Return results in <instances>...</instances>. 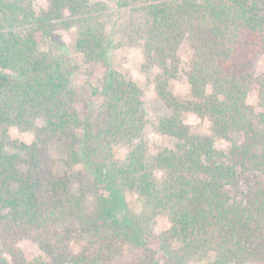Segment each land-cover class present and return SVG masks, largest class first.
<instances>
[{
    "label": "trees",
    "instance_id": "1",
    "mask_svg": "<svg viewBox=\"0 0 264 264\" xmlns=\"http://www.w3.org/2000/svg\"><path fill=\"white\" fill-rule=\"evenodd\" d=\"M48 2L37 11L30 0H0V264H150L158 248L170 264H264V74L255 69L264 59V0H145L134 35L143 41L144 68L160 69L155 88L169 110L153 123L166 139L154 153L143 137L141 89L110 67L98 9L90 0ZM66 12L76 51L104 66L90 120L74 105L73 67L50 45ZM184 41L191 56L181 65ZM181 73L187 97L169 90ZM187 112L207 131L191 130ZM37 120L93 170L96 205L66 176L42 168L37 142L8 139L12 126ZM116 145L127 147L124 157ZM238 180L245 189L234 193ZM126 191L136 194L138 212ZM159 215L170 226L155 234ZM22 239L40 252L28 259ZM126 248L134 257L123 263Z\"/></svg>",
    "mask_w": 264,
    "mask_h": 264
},
{
    "label": "rangeland",
    "instance_id": "2",
    "mask_svg": "<svg viewBox=\"0 0 264 264\" xmlns=\"http://www.w3.org/2000/svg\"><path fill=\"white\" fill-rule=\"evenodd\" d=\"M92 5L98 9L97 16L103 22L105 44H108V62L112 69L117 70L125 77L134 81L141 89L144 108L146 111L147 125L143 133L149 150L154 153L165 145V137L155 132L153 123L160 116L167 115L169 110L165 107L159 96L157 95L155 83L157 75L160 74V69L154 67L150 70L144 68L145 58L142 46V39L134 35V28L142 24L143 9L145 0H124L122 6L117 3V0H90ZM33 7L36 0H30ZM46 7H39L38 10H46L49 8V2L46 0ZM34 8V7H33ZM74 21L71 20L68 13H65L63 19H57L55 25L56 40L53 45L54 51L62 53L68 65L73 67L70 76V85L74 90V105L78 111L81 120H90L95 116L96 110L100 104L99 97L92 94V87L104 73V66L101 63L87 62L83 54L76 51L74 44L77 37V28L74 26ZM62 42L64 45H62ZM54 43V42H53ZM62 46L60 48L59 46ZM178 55L181 60V65L187 63L191 56L190 48L187 42H183L178 50ZM257 74H264V59L260 58L255 66ZM158 72V73H157ZM169 90L176 96L187 97L189 94V86L185 76L181 75L177 79H172L169 82ZM250 101L257 106L259 99L255 94L250 95ZM259 109V107L257 106ZM184 120L190 125L194 132L204 133L207 131L208 124L201 120L196 114L187 112L184 115ZM38 121V120H37ZM37 121L28 129L24 126L16 124L12 128H16L19 132L29 134L32 139L29 141L27 137L20 138L10 134L9 140H22L27 143L37 142L38 146L43 149L44 157L42 159V168L48 167L54 173L66 176L73 190H81L86 195L87 204L90 207L96 205L98 189L100 185L93 173V170L84 164L82 161L73 160L72 152L64 138L57 136L48 138L42 130L43 121L40 126H37ZM48 138V139H47ZM42 139L47 141L44 144L40 143ZM40 143V144H39ZM167 145V144H166ZM220 146L226 147L224 141L220 142ZM118 156L124 157L127 152V147L116 145L114 148ZM251 178V177H250ZM245 189V181L238 180L231 188L232 192L240 193ZM43 199V197H42ZM125 201L131 210L138 212L140 203L135 193L125 192ZM170 226L165 216L159 215L150 225L153 233L158 234L166 230ZM152 245L156 246L155 240H152ZM19 246L23 254L30 259L37 255L40 251L37 245L29 240L22 239ZM77 244L75 250L77 251ZM134 252L130 248L125 249L123 263H128L133 260ZM163 255L162 249L158 248L157 253L153 256V260L146 258V263L150 264H170L169 257ZM171 262V260H170ZM174 264V263H171ZM188 264H201L200 262H189ZM258 264V263H247Z\"/></svg>",
    "mask_w": 264,
    "mask_h": 264
},
{
    "label": "clouds",
    "instance_id": "3",
    "mask_svg": "<svg viewBox=\"0 0 264 264\" xmlns=\"http://www.w3.org/2000/svg\"><path fill=\"white\" fill-rule=\"evenodd\" d=\"M41 6H43V7H46L47 6V4H46V0H36V3H34V5H33V7L34 8H39V7H41ZM41 123H42V121H37V126H40L41 125ZM10 134L11 135H13L14 137L15 136H19L20 138H25V137H27V139L30 141L31 139H32V137L29 135V134H27V133H22V132H19L16 128H12V129H10Z\"/></svg>",
    "mask_w": 264,
    "mask_h": 264
}]
</instances>
